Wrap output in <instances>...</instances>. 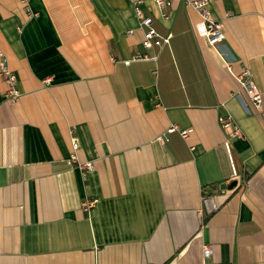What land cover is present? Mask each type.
Here are the masks:
<instances>
[{
  "label": "crops",
  "instance_id": "obj_1",
  "mask_svg": "<svg viewBox=\"0 0 264 264\" xmlns=\"http://www.w3.org/2000/svg\"><path fill=\"white\" fill-rule=\"evenodd\" d=\"M211 1L219 49L181 2L168 19L145 4L169 38L145 49L129 0H30L33 19L0 0V49L22 93L7 101L0 80V264H264V0ZM246 69L260 110L237 80ZM226 114L243 135L237 177ZM171 126L193 132L159 142ZM72 139L94 162L86 177L68 164ZM86 198L98 200L89 213Z\"/></svg>",
  "mask_w": 264,
  "mask_h": 264
},
{
  "label": "built area",
  "instance_id": "obj_2",
  "mask_svg": "<svg viewBox=\"0 0 264 264\" xmlns=\"http://www.w3.org/2000/svg\"><path fill=\"white\" fill-rule=\"evenodd\" d=\"M20 3L26 8L27 15L30 19L36 18L37 13L33 12L30 8V0H19ZM130 5L135 10L137 19L139 21L140 28L144 31V39L142 45L145 49H152L158 47L162 49L169 43V38L162 37L154 28V19L152 16L147 15L144 6L148 2L153 3L161 13L164 19H168V10L173 7L177 2H181L187 7H191L196 10L200 17L201 22L196 25L195 30L199 37L204 38L208 45L215 49H219L220 46L225 42L226 35L223 27V23L215 20L210 11L211 0H129ZM133 32L130 31L128 34L131 35ZM148 55H135L133 60H149ZM126 64H130L127 62ZM0 80L4 81L7 86L5 92V98L11 103H16L22 97V93L18 88V78L12 69L9 67L4 52L0 49ZM237 80L241 86V89L247 94L250 102L252 103L255 110H260L263 105V95L256 88L252 81V74L249 70H244L241 75L237 77ZM49 83V81H46ZM219 124L224 133V147L232 166L233 176L237 177L238 173L234 164L233 157V145L232 142L235 139L242 138V130L234 119L226 114L219 117ZM178 132L184 140H188L192 130H180L177 126H171L166 135L160 136L157 140L159 142H168V135ZM73 154L68 160V164L79 168L84 176L94 170V162H80L76 154L79 145L76 139H72ZM98 203L97 199L86 198L81 203V209L85 213H89ZM205 259H209L213 255V249L209 245L203 247Z\"/></svg>",
  "mask_w": 264,
  "mask_h": 264
},
{
  "label": "water",
  "instance_id": "obj_3",
  "mask_svg": "<svg viewBox=\"0 0 264 264\" xmlns=\"http://www.w3.org/2000/svg\"><path fill=\"white\" fill-rule=\"evenodd\" d=\"M237 183L234 182L231 186H230V189H233L234 187H236Z\"/></svg>",
  "mask_w": 264,
  "mask_h": 264
}]
</instances>
